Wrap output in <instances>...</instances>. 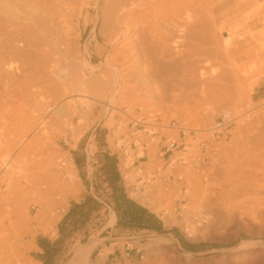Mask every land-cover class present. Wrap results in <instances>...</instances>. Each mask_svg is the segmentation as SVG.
Returning a JSON list of instances; mask_svg holds the SVG:
<instances>
[{
	"label": "rangeland",
	"instance_id": "1",
	"mask_svg": "<svg viewBox=\"0 0 264 264\" xmlns=\"http://www.w3.org/2000/svg\"><path fill=\"white\" fill-rule=\"evenodd\" d=\"M16 1L20 2V0H0V66L4 63L5 66L13 67V72H16L15 74L19 77V80L24 82L29 90L21 89L20 91L16 81H10L0 76V232L4 235L8 232H12V228H17L16 230L21 232V238L25 244L29 243L34 238L35 245L26 251L24 248L20 249L10 247L9 245H2L0 247V258H3V261L7 262L13 258L14 254L21 253L25 255H23L26 260L24 264H44L38 256V254L43 253V249L40 248L38 244L39 237H47L52 242H56L61 237L59 229L60 223L68 213L72 202H82L87 195H93L104 207L99 212L95 213V217L90 220L85 229L76 232L72 237L60 243L62 246V255L54 264H68L77 248L86 246L95 241H98V244L94 248L88 264H127V262L129 264L134 261L139 262L143 253H146L149 249L154 250L156 249L155 247H158L157 236L164 238L165 242L162 241V244H165L167 240H171L176 244L178 242L183 250L189 253L201 254L205 259L207 258L208 261L211 258L218 259L222 257L224 255L222 252L223 249H228L230 247L234 248L248 236V239H251L253 234L239 225L237 222L238 216L231 217L233 223L230 221L231 224L230 222L227 224L225 217L219 216L217 210L230 207L231 205H234L231 207L234 210H236V205L237 208L241 210L242 205L245 203L255 206H263L264 204V193L259 197L260 199L256 197L253 198V193H247V195L240 194L239 196L237 195V197L233 196L229 198L225 196L227 191L231 189V184H235L234 186L237 188L239 186V188H246L249 190L257 187V183L249 177L251 174L255 173V169L251 168L253 165L250 167L248 162L250 161L252 163L254 159L260 161L264 165V157L262 156H258L260 158L257 156H237L236 151H229L233 147L237 148L236 144L239 138L242 137L247 141L246 143L249 144L250 147L253 135L257 134L259 131L264 132V121L258 117V115L264 116V113H260L261 110L264 111V65H262L261 59L255 55L247 60L246 63L244 62V72H248L245 76V79L247 78L245 83L247 87L244 85L243 90L235 93V97L233 96L231 102H228L226 106L217 107L207 104L196 107L193 104H187L190 110H182L178 105H174L172 96L170 99H163L161 101L163 104L155 101L153 96H149V93H147L145 85L140 86V92L142 94L144 93L143 96H145L147 100H151L150 102L152 104L149 106H144L136 102L137 104L131 108L130 103L127 102L128 98L125 97V99L122 100L123 103L117 107L111 105L110 100H103L104 103L99 96L87 94L88 99L82 96L83 100L97 105L91 115L90 122L87 123L85 118L78 115L69 126L65 127V132L62 135L51 138V131L49 132L48 130L46 131L47 134L45 135V139H43L45 142L40 140L34 142L30 148H27L22 137L24 134L29 135L30 132L28 131H30V128L28 124H31L32 117H37L38 114L43 113L38 116L39 122H37L39 126H42L40 122L42 118H48L51 114L55 113V110L52 112L49 111L45 100L42 98L43 95H40L34 88L30 87L32 80L29 79L28 74L35 71L34 69L36 68L34 67L37 66V60L41 63H38V65L40 64V67H44L46 62L44 59L47 58L48 52L53 50L56 53V63H58V60L62 61L57 64L60 70L67 72L69 70L67 64H69L71 65L69 67L76 73L80 74L82 71L87 73L86 75L89 77L90 82L94 84L100 82L98 78L101 80L99 76L102 73L109 70L111 71L109 67H104L102 65L106 60L108 49L110 48L109 51H111L112 47L108 46L107 49V36L100 32L103 23L102 7L105 0H99L101 2L99 8L96 4L97 0H81L80 3H76L77 10L74 9L75 15L74 10L68 8V10L70 9L72 11L68 12L67 10L69 15L66 17V20L69 19L70 22L72 21L71 23L69 20L67 22L65 20L64 23L62 22L61 15L65 12L63 15L64 19L65 15H67V8L64 10V8L61 7L62 3L59 5L58 2L55 5L56 8L60 6L61 9L58 10L55 8L54 15L48 13L49 11L44 7L43 1L42 4L39 0H24L25 2L20 3L22 7L21 5L20 7L16 6V3H18ZM17 5H19V3ZM56 10L63 14L59 13V15ZM98 15L99 22L97 30L99 38L97 39L96 33L94 38L93 27ZM59 17L61 19L60 21L58 19ZM33 18L37 21H34ZM5 21L8 24H6ZM9 21L11 22L9 23ZM13 25L14 27L17 26V28H13ZM67 25H70V29ZM262 25H264L263 18L260 19L259 25L256 26L254 30L258 31L262 29ZM109 30L111 31V28ZM20 31L23 32L21 33ZM110 31L107 30V33H110ZM219 36L224 39L227 33L224 31L222 33L220 32ZM11 38L13 39L11 40ZM35 39L36 41H34ZM38 45L40 47H38ZM88 45L91 48L90 51L87 50ZM257 50L258 49L254 52ZM44 56L46 58H44ZM91 56L92 64H89L87 60L91 59ZM43 62L44 64H42ZM10 64L12 66H10ZM210 69H213L212 66H210ZM111 76L112 85L115 86L117 81L116 78H114V73H112ZM177 78L178 65H175V67L170 65L164 69V73L158 81L161 82L162 88L166 91L168 89L169 91ZM115 81L116 83H114ZM10 89H12V91ZM78 90L79 88L76 87L74 92L69 95H64V100L62 99L61 103L72 98L79 99V93L83 92ZM22 91H25V93ZM61 92L63 93V91ZM111 96L110 94L109 97L111 98ZM174 98L176 102H181L182 96L178 94V96ZM115 99L119 100L118 96L114 94L113 100L116 101ZM38 101L40 106L38 105ZM82 109L86 111L88 107L84 106ZM224 110H232L236 114L246 113V116L243 120L240 119L236 126L229 131L231 134L228 138L223 136L222 138L220 137L221 140L219 142H216L215 140L218 138H216L212 132L204 130L210 129L218 114ZM112 114L114 115L112 116ZM254 114H256V117ZM81 118L82 121H80ZM121 121H124V124H121ZM138 121L141 122L138 123ZM142 122L146 124H142ZM260 122L262 123L261 125H259ZM173 124H179L189 128L196 127L198 129L195 134L187 133L185 142L187 144H192V148H187V151H183L181 148L176 149L169 145L172 141H170L169 137H172V139L179 138L178 130L166 127L169 125L172 126ZM149 126H152V128ZM203 137L207 138L209 141L208 153L205 154L199 162L187 160L186 164L182 163L178 156H191L192 152L198 154V144ZM263 140L264 138L260 140L261 143ZM135 143L137 145H135ZM150 144H156V154L154 156L145 154L143 155L145 157H140L143 150L144 152L149 150L151 147ZM101 146L103 150L119 156V171L123 175L126 172L129 173L127 184L143 178L146 183L144 184V188L136 192L129 190L128 196L138 204L157 214L164 224L163 230H124L117 226V220L114 221L113 219V215L116 212L110 205L109 190L101 186L96 174L99 164L97 156L101 150ZM76 153H83L84 156H86V161L89 160L87 161L89 167L84 171V178L79 166L75 165V170L73 169L75 171V180H70L66 162L69 163V160L72 159V156H76ZM169 156H171L170 159H168ZM206 157H208L207 160H205ZM227 161L230 162L228 167L226 166L227 163H229ZM246 163L248 166L246 165L244 167ZM196 165L197 167H195ZM242 166L246 168V170L243 171L244 168ZM240 169L242 171H240ZM258 170H256V172L264 177V169H260V172ZM30 171L33 172L30 173ZM5 172H8L7 175ZM44 172H46V174ZM49 173L55 175L53 178L55 181H46L50 185H42L41 189L43 192H48L47 187L51 185L57 186L58 188L54 192L49 193V197L52 196L53 200L51 204V206H53L52 209L54 213L59 216L56 231L47 235L43 233H36L34 235L32 231L27 229V226H29L28 221L38 212V191H36L37 189L35 190L36 186L34 184L39 180L45 182L44 176L49 175ZM237 178L239 181H237ZM70 181L79 188V194L76 196L72 195L71 192L67 190V185ZM59 184L63 185L60 187ZM140 184L141 186L143 185L142 183ZM98 186H100V189H98ZM151 186H154L156 190H158L157 188L162 189L165 194L170 191L172 192V198L174 199L173 214H166L164 209L157 212L148 206V200L151 198L148 190ZM261 187L264 188V182ZM217 193L219 194L217 195ZM189 194L192 195V197H196L197 202L201 198L199 203V205H201L198 206L199 208H183V205L189 202ZM209 195L212 196V200ZM60 197H64L65 202H59L61 199ZM205 198H207V200ZM166 202L167 201L164 200L163 203ZM222 202H224L226 206L223 207L224 203ZM217 203L220 205L218 204L217 206ZM239 210H237V213L240 212ZM54 213H52L51 216H53ZM247 217L246 215L245 218ZM233 219H236V221ZM221 230L224 231L221 232ZM226 231H228L229 234ZM236 231L238 233H236ZM201 232H203L202 235ZM219 232L224 236L226 234L228 237L231 236L232 239L227 236L224 237ZM225 232L226 234H224ZM230 232L236 234L237 237ZM199 233L200 235L198 236L197 234ZM205 235L208 237H205ZM219 236L222 238H219ZM184 242L190 245L191 247L189 248L191 249L186 247ZM217 250H219V252ZM230 253L231 255H235L236 252Z\"/></svg>",
	"mask_w": 264,
	"mask_h": 264
},
{
	"label": "bare ground",
	"instance_id": "2",
	"mask_svg": "<svg viewBox=\"0 0 264 264\" xmlns=\"http://www.w3.org/2000/svg\"><path fill=\"white\" fill-rule=\"evenodd\" d=\"M40 1L41 3L42 1L44 2L45 5L44 7H46L47 11H49L48 12L49 14L51 13L54 14L56 8L55 5L58 2L59 5L62 3L61 7H63L64 10L67 8L66 9L67 12L68 8H71L72 10L76 9V3L78 2L80 3L81 0H39V2ZM16 2L19 3V5H17L18 3H16V6L20 7L21 5L20 3H23L25 1L20 0V2L19 1ZM100 3L101 2L97 0L96 4L98 8L100 7ZM61 7L57 6L56 9L59 10L61 9ZM58 10L56 11L58 12ZM72 10L69 9L68 12ZM68 12L67 15H65V19L63 16L65 12L64 14L58 12V14L59 13L63 14L61 15V19L63 23L65 22L66 17L69 15ZM74 15H75V10H74ZM102 15H103V23L100 28L101 29L100 32L107 36V49L108 46H111L112 50L109 51L110 48L108 49L106 60L103 62L102 65L104 67H109L111 71L109 70L105 73H102L99 76L101 77V80H99L98 78V81H100L99 83L92 84V82H90L89 77H87L86 75L87 73H85L84 71H82L80 74L76 73L75 71H73V69L69 67L71 66L69 64H67L69 68L67 72L64 70H60L57 64L62 61L58 60L57 61L58 63H56L55 61L56 53L53 50L48 52L47 58L44 56V58H46L44 59L46 60L44 67H40L41 63L38 62L39 60H37V64H36L37 66L34 67L36 68L34 69L35 71L31 73L27 71L29 73L28 74L29 79L32 80V84L31 86L30 85L29 86L34 88V90L40 93V95L41 94L43 95L42 98L45 100L49 111L52 112L53 110H55V113L51 114L48 118L46 117L42 118V120L40 121L42 123L41 124L42 126H39V123L37 124V122H39L38 116L43 113L39 112L40 114H38L37 116L38 119L37 117H32L31 124H28L30 128L29 129L30 131L28 132L30 133L29 135L24 134L22 137V140L26 144L27 148H30V146L34 142H38L40 140L45 139V135L47 134L46 131L48 130L49 132L51 131V138H54L55 136L58 135H62L65 132V127L69 126L70 123L73 122L78 115H80V117L85 118L87 123L90 122L91 115L95 110V107H97V105H95V103H90L88 101L83 100L82 96L88 99L87 94H94L96 96H99L102 102H104L105 100L106 101L110 100L111 101L110 104L117 107L121 105V103H123L122 100L125 99V97L128 98L127 102L130 103L131 108H133L138 102L144 106L145 105L149 106L152 104L150 102L151 100H147L146 97L143 96L144 93L142 94L140 92L141 90L140 86L145 85L147 88V93H149V96H153V99H155V101H158V103L160 104L161 103L163 104V102H161L163 99H170V97L172 96L173 97L172 102L174 103V105H178L179 108L182 110H190L187 107V104H193L196 107L207 104L221 107V106H226L228 102H231V100L233 99L232 97L233 96L235 97L234 95L235 93L239 92L240 90H243V87L247 79V78L245 79V76L248 73L247 71H246L247 73L244 72V64L246 63L247 60L257 55L261 59L262 65H264V25H262L263 26L262 29H259L258 31L254 30V28L259 25L260 19L263 18L264 20V0L263 1L261 0H105L102 7ZM58 19L59 21L61 20L60 17ZM68 20H66V22ZM11 21H9V23ZM34 21L37 20L34 19ZM98 22H99V15L96 21L94 22V27H93L94 38L96 33L97 39L99 38L98 30H97ZM67 26L70 29L69 27L70 25ZM7 28L9 27L7 26ZM13 28H17V26L14 27L13 25ZM110 28L111 31L109 30ZM71 29L73 30L72 27ZM107 30L110 31V33L108 32L109 34L107 33ZM223 31L227 33V36L226 37L224 36L225 37L224 39L221 38L222 37L221 35H220L221 37L219 36L220 32L222 33ZM20 32L22 33L23 31ZM12 39L13 38H11V40ZM34 41H36V39ZM38 47L40 46L38 45ZM90 49L91 48L88 45L87 50L90 51ZM256 49L258 50L254 52ZM87 62L89 64H92L91 63L92 56L91 59L87 60ZM38 63L40 64L38 65ZM42 64H44V62ZM170 65L172 67L178 65V78L172 84V88L169 91L168 89L166 91L164 88H162L161 82L158 80L162 77L164 73V69L169 67ZM10 66L12 65L10 64ZM210 66H212L213 68L212 70L210 69ZM12 69L14 68L5 66L4 63L3 65L1 64L0 76L10 81H16V83H18L17 85L20 88V91L21 89L29 90L28 86H26L24 82L19 80V77H17V75L15 74L16 72H13L14 70ZM112 73H114V78H116L117 81V83L116 81L114 82L116 83L115 86L112 85L113 83L111 76ZM2 82L5 83L4 81ZM76 87L83 92V93H79L80 96L78 97L79 99L72 98V99H68L67 101L65 100L66 102L61 103L63 96L69 95L72 92H74ZM10 90L12 91V89ZM61 91H63V93ZM23 93H25V91ZM110 94L112 95L111 98L109 97ZM114 94L115 96H118L119 100L116 99H115L116 101L113 100ZM178 94L182 96L181 102H176L174 100L175 99L174 97L178 96ZM38 105L40 106V103ZM84 106L88 107L86 111H83L82 109V107ZM260 113H264V111L261 110ZM113 115L114 114H112V116ZM254 115L256 117V114ZM258 117L262 121H264V116L258 115ZM80 121H82V118L80 119ZM121 124H124V121H121ZM261 124L262 123L260 122L259 125ZM149 127L152 128V126ZM193 129L198 130L196 127ZM204 131H208V130H204ZM260 134H258V136H261L263 138L264 134L263 133H262L263 135ZM43 141L45 142V140ZM150 145L151 147L149 148V150L147 152H144L143 150L140 156H143L145 154H147L148 156H154L156 154V144H150ZM186 145H187L186 149L181 148V150L187 151V148L193 147L192 144L190 143L188 144L186 143ZM198 147H199V153L197 154L196 152H192L193 156L194 155L204 156L206 154L205 152L209 150V146H207L206 148H202L200 143L198 144ZM245 153H247V149ZM185 157L188 156H178L179 160L181 161L182 158ZM119 164H120V160H119ZM229 164L230 162L227 163L226 166L228 167ZM248 164L250 167L251 165H253L251 168L255 169V173L251 174V176L249 177H251L253 181L257 183V187H255L252 190H249L246 188H239V186L237 188L234 186L235 184H231L232 185V186L230 185L231 189L227 191V194L225 195L226 197L228 198L233 196L237 197V195L238 196L240 194L247 195V193L248 194L253 193V198L254 197L259 198L263 195L264 188L261 187V185L264 182V177L261 176L260 173H257L256 170L264 169V165L260 161H256L254 159L252 163L249 161ZM246 165L247 163L244 165V167ZM66 166H67V170L69 171L70 180H75L74 179L75 164L73 160L70 159L69 163L66 162ZM244 170H246V168H244L243 171ZM240 171L242 170L240 169ZM32 172L30 171V173ZM7 173L8 172H5L6 175ZM44 173L46 174V172ZM50 173L49 175L44 176L45 182L44 181L41 182L39 180L34 184L36 187L33 185L35 187V190L37 189L36 191H38V196H37L38 212L33 218L31 219L29 218L30 219L28 221L29 226H27V229L32 231L34 235L36 233L49 234L56 231L57 220L59 216L56 213H54V210L52 209L53 206H51V204L53 200H52V196L49 197V193L54 192L58 188L57 186L55 187L54 185H51L47 187L48 192L46 191L43 192V190L41 189L42 185L45 186V184H49L46 181L51 182L52 180H54L53 178L55 177V175L52 174L53 175L52 176ZM124 175L127 178L129 177L128 172H126ZM237 181H239L238 178ZM70 183H68L67 185L68 186L67 190H69L71 194L74 196L78 195L79 188L76 187L73 182L71 184ZM157 189L158 190H156L154 186H151L149 188L148 191L151 198L150 199L148 198L149 199L148 206L153 208L157 212L160 211L161 209H164L166 214L169 215L173 214L174 199L172 198V192L170 191L165 194L162 191V189L159 188ZM218 194L219 193H217V195ZM60 198L61 199L59 202L61 203L65 202L64 197H60ZM196 199H197L196 197H192V195H190L189 202L184 204L183 208H187V207L196 208L200 206L201 204L199 205V203L201 201L200 200L201 198L198 200V202ZM205 199L207 200V198ZM210 199L212 200V196H210ZM164 200H166L167 202L163 203ZM218 204L219 203H217L216 205L218 206ZM224 206H226L225 203L223 204V207ZM232 206L234 205H231L230 207L227 208L224 207L225 209L224 208L222 209L220 208V210L218 209L217 210L218 215L223 216V218L225 217V221L227 222V224L230 221L232 222L231 217L233 218L238 216L237 222L239 223V225L246 231L253 234L252 236L253 238L251 237V239H248L249 237L248 236L245 240H243L239 245L235 246L234 248L230 247L228 249H223L222 252L224 253V255L222 257L218 259L211 258L208 261L207 258L205 259V257L202 256L201 254L189 253L183 250L180 244H178V242L176 244L173 243L171 240L166 239L167 240L166 243L162 244V241L165 242L164 238L157 236L156 238H158L157 240L158 247H155L156 249L154 250L149 249L147 250L146 253H143V255L140 257L141 260L139 262L134 261L129 264H264V204L263 206H255L252 204L250 205L248 203H245L244 205H242L241 210L237 208V205L235 208L236 210L231 208ZM237 210H239L241 213L240 212L237 213ZM52 213H54L53 216H51ZM245 214L248 216L247 217L248 219L245 218L246 216ZM113 217L116 218L115 214ZM233 220L236 221V219ZM12 229H13L12 232H8L4 235H2L0 232V247L2 245H9L10 247H16L20 249L24 248L26 251L35 245L34 238L29 243L25 244L22 241L21 232L17 231L16 230L17 228L16 229L12 228ZM222 231L224 230H221V232ZM221 232L219 233L221 234ZM226 232L229 234L228 231ZM226 232L224 234H226ZM202 233L203 232H201V235ZM236 233L238 232L236 231ZM197 235L199 236L200 233ZM206 236L207 235H205V237ZM225 236H227V234ZM220 237L221 236H219V238ZM228 238H231V236H229ZM97 244L98 241H95L86 246L77 248V250L74 252L73 257L70 259V262L68 264H74V263L88 264L92 252L94 248L97 246ZM217 251L219 252V250ZM230 252H236L237 254L235 253V255H231ZM23 255L24 254L21 253L20 254L17 253L16 255L14 254L13 258L8 260L7 262L3 261V258H0V264H24L26 260L24 259L25 255L24 256Z\"/></svg>",
	"mask_w": 264,
	"mask_h": 264
},
{
	"label": "trees",
	"instance_id": "3",
	"mask_svg": "<svg viewBox=\"0 0 264 264\" xmlns=\"http://www.w3.org/2000/svg\"><path fill=\"white\" fill-rule=\"evenodd\" d=\"M102 146L97 156L99 164L96 174L101 186L109 190L110 205L118 217L117 226L124 230H163L164 224L155 213L129 198L119 171L118 156L103 150ZM75 158L84 177V171L87 168L86 156L83 153H76ZM103 207L104 205L93 195H87L82 202L73 201L68 213L60 223L61 237L56 242H52L47 237H39L38 244L43 249V253L38 254L39 259L44 264H54L62 255L60 243L72 237L76 232L85 229L90 220L95 217V213ZM184 245L188 248L191 247L186 242Z\"/></svg>",
	"mask_w": 264,
	"mask_h": 264
},
{
	"label": "built area",
	"instance_id": "4",
	"mask_svg": "<svg viewBox=\"0 0 264 264\" xmlns=\"http://www.w3.org/2000/svg\"><path fill=\"white\" fill-rule=\"evenodd\" d=\"M245 116H246V113L236 114L232 110L221 111L218 114L213 126L211 127L210 130L208 129V131L212 132V134L217 138H220V137L222 138L223 136L228 137L231 134V133H229V131L232 130L236 126L237 122L240 119L243 120V118ZM139 122H141V121H138V123ZM142 124H146V123L142 122ZM166 127L169 129H176L179 131V138L178 139H172V137H169L170 141L172 140L169 143V145L171 147L176 148V149H178V148L186 149L187 145L185 143V140L187 138V133L189 132V133L195 134L197 131L193 128H189L187 126H182L179 124H173L172 126L169 125ZM199 143H200L202 148H206L207 146H209L208 145L209 141L205 137H203ZM135 145H137V144L135 143ZM140 157H145V156H140ZM203 157L204 156H202V155H194V156L191 155V156L182 158V162L184 164H186L187 160H193L194 162H199ZM118 158H119V156H118ZM119 160H120V158H119ZM121 175H122V179L124 181V185L126 187V191H127L128 195H129V190L136 192V191L142 190L144 188L145 182H144L143 178H140L138 181H134L132 183L127 184L128 178L123 174H121ZM140 183H142L143 185L141 186Z\"/></svg>",
	"mask_w": 264,
	"mask_h": 264
},
{
	"label": "crops",
	"instance_id": "5",
	"mask_svg": "<svg viewBox=\"0 0 264 264\" xmlns=\"http://www.w3.org/2000/svg\"><path fill=\"white\" fill-rule=\"evenodd\" d=\"M261 134H260V133ZM258 133H257V135L255 134V135H253V140H251V146L249 147V144H247L246 142L247 141H245V140H243V138L241 137V138H239L238 140H237V148L236 147H233V148H231L229 151H233V152H235L236 151V155L237 156H264V140H263V145H262V143H261V139H263L264 138V132L263 131H259ZM263 133V134H262ZM258 134H260V135H263V138L261 137V136H258ZM257 137H258V139H259V141H258V139H257ZM259 137H261V138H259ZM228 138V137H227ZM230 139H231V137H230ZM257 139V140H256ZM221 139L220 138H218L217 140H215L216 142H219ZM254 140H255V143H254ZM258 141V142H257ZM254 143V144H253ZM256 144V145H255ZM263 147V148H262ZM234 148H236V149H234ZM262 148V149H261ZM246 149H247V153H245L246 152ZM249 149V150H248ZM251 149V150H250ZM253 150V151H252ZM209 151V150H208ZM208 151H206L205 153L207 154L208 153ZM226 151V150H225ZM249 151H251V152H249ZM262 151V152H261ZM215 153H217V152H215ZM224 153V152H223ZM245 153V154H244ZM171 158V156H169V158L168 159H170ZM72 159H73V161H74V164L77 166L78 164H77V162H76V158H75V156H72ZM208 159V157H206V159L205 160H207ZM87 161H89V160H87ZM87 167H89V163L87 162ZM195 167H197V165L195 166ZM86 170H87V168H86ZM150 210V209H149ZM151 211V210H150ZM152 212V211H151ZM154 213V212H153ZM115 214V217L116 218H114L113 217V219H114V221H116L117 220V222H118V217H117V215H116V213H114ZM157 215V214H156ZM66 216V215H65ZM114 216V215H113ZM45 235H47V234H45ZM93 253V252H92Z\"/></svg>",
	"mask_w": 264,
	"mask_h": 264
}]
</instances>
